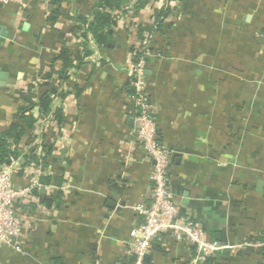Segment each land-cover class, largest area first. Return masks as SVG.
Wrapping results in <instances>:
<instances>
[{
  "label": "crops",
  "instance_id": "crops-1",
  "mask_svg": "<svg viewBox=\"0 0 264 264\" xmlns=\"http://www.w3.org/2000/svg\"><path fill=\"white\" fill-rule=\"evenodd\" d=\"M135 1L114 11L117 23L105 46L89 33L92 53L69 69L67 89L56 84L62 62L54 63L52 85L67 91L50 104L62 118L46 138L58 160L48 174L58 179L48 183L54 190L34 192L38 204L17 203L21 250L0 245V264L130 263L129 233L140 221L135 207L149 200L152 164L133 134L129 47L134 30L151 24L160 5L150 0L133 14ZM97 2L64 1L54 22L48 0L0 7V131L16 120L26 85L40 81L63 45L78 48L70 18L90 19ZM170 6L171 24L155 34L145 75L158 140L171 152L175 201L221 245L218 264H264L250 241L264 233V0H175ZM21 151L12 161L23 166ZM58 166L63 169L56 172ZM23 172L15 175L18 186L30 180ZM37 191L54 203L40 202ZM158 243L170 247H154L147 263L183 264L179 244Z\"/></svg>",
  "mask_w": 264,
  "mask_h": 264
},
{
  "label": "built area",
  "instance_id": "built-area-1",
  "mask_svg": "<svg viewBox=\"0 0 264 264\" xmlns=\"http://www.w3.org/2000/svg\"><path fill=\"white\" fill-rule=\"evenodd\" d=\"M24 1L0 0V7L10 3L21 4ZM159 1V7L163 6L165 2ZM135 33L137 29L133 32L131 44L134 50L140 52L141 55L134 60L133 53L130 52L128 60L129 84L133 90L129 97L133 106V134L152 165L149 173L151 190L149 200L135 207L140 221L130 229L127 252L134 260L128 264H150L144 260V257L150 255L154 245H158V242L164 239L168 244L170 241L179 244L185 251L180 257L183 264H204L206 259L216 255L221 245L209 240L202 227L183 216L175 201L170 178L171 152L158 140L153 105L145 75L148 59L154 54L151 42L155 34H147L142 41H139L137 35L134 36ZM261 36L264 43V32ZM56 84L67 89V81L56 80ZM36 110L38 111L35 107L32 111L37 118L34 129L35 137L30 140L29 145L23 151L19 150L25 156L33 149L36 161L25 162L23 160V166H20L11 159L9 163L0 166V245L17 252L21 250L19 238L22 233V220L16 209L17 203L32 201L38 204L34 196L36 190L42 187L54 190V184L43 185L41 177L50 173L47 167L42 165V158L46 155L42 144L45 135L50 134L55 122L49 115L39 116ZM21 170L29 172L31 177L26 185L18 186L15 184V175ZM52 175L55 177V174L52 173ZM263 244L253 242L256 248ZM162 247L165 250L170 245L164 244Z\"/></svg>",
  "mask_w": 264,
  "mask_h": 264
},
{
  "label": "trees",
  "instance_id": "trees-1",
  "mask_svg": "<svg viewBox=\"0 0 264 264\" xmlns=\"http://www.w3.org/2000/svg\"><path fill=\"white\" fill-rule=\"evenodd\" d=\"M48 1L52 6L48 19L54 22L60 15L61 3L70 0ZM149 1L150 0H136L131 6L133 14H136L140 9L145 7ZM163 1L165 2L163 6L154 9L152 23L138 26L137 38L139 41H142L147 34L153 33L159 35L165 28L170 26L171 23L168 21V16L172 11V7L169 3L175 0ZM127 2L128 0H98V2L92 7L90 19L80 14L70 18L77 23L71 28L72 35L75 36V38H78L81 43L77 49L67 48L63 45L53 63L49 64V71L40 76V81H31L26 85L27 90L22 92L24 105H21L18 108L16 120L10 123L4 130L0 131V166L9 163L15 155L19 154L18 149L21 147L20 144L23 143V137L28 138L25 143L26 146L29 145L30 140L35 137L34 129L37 118L32 112L35 107L38 109L39 116L44 117L49 115L56 125L59 126L62 118L61 111L56 108L50 110V104L55 98L63 99L66 96L67 91L57 90L52 85L54 76L51 69L54 63L58 60L62 62V68L58 73V78L61 79V81H67L69 78V69L71 67L80 68L86 63L85 59L92 53V50L87 47L89 33L95 40L97 46H105L110 40V31H112V28L117 23L118 14H114V11L122 10ZM129 51L133 53L134 60H137L141 55L140 52L134 50L132 44L129 47ZM35 87H38V89H41L42 91L39 94L35 93ZM128 92L130 95L133 93L131 85H129ZM46 138L47 136L45 135L42 144V148L46 154L42 158V165L44 167H48L49 165L58 162L57 157L50 156L53 148L52 145L46 143ZM13 146L14 148H12ZM33 153L32 149L30 154L24 156V161H36V156ZM62 169L61 166H58L56 172H59ZM53 179L57 180L58 178H53L52 175L46 174L41 177V183L47 185ZM37 194L40 196V202H44L46 206H51V204L54 203L53 201H55V198L40 195L39 191H37ZM250 241L264 243V233H259L257 236L251 238ZM154 247L158 252H164L163 247L160 245L155 244ZM258 249L259 253L264 256V244ZM133 260L134 258L131 257L130 262ZM204 264H218L216 256L209 257Z\"/></svg>",
  "mask_w": 264,
  "mask_h": 264
},
{
  "label": "water",
  "instance_id": "water-1",
  "mask_svg": "<svg viewBox=\"0 0 264 264\" xmlns=\"http://www.w3.org/2000/svg\"><path fill=\"white\" fill-rule=\"evenodd\" d=\"M3 79H4V74L0 73V80H3ZM37 112H38V111L36 110V113H37ZM148 259H149V256L146 255V256L144 257V260L147 262Z\"/></svg>",
  "mask_w": 264,
  "mask_h": 264
}]
</instances>
